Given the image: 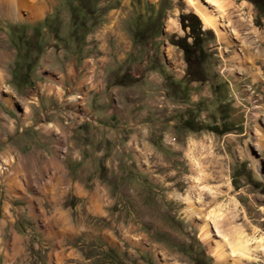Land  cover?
Segmentation results:
<instances>
[{
	"label": "rangeland",
	"instance_id": "1",
	"mask_svg": "<svg viewBox=\"0 0 264 264\" xmlns=\"http://www.w3.org/2000/svg\"><path fill=\"white\" fill-rule=\"evenodd\" d=\"M80 1L31 0L43 5L36 18L27 10L15 19L0 14V264H264L255 240L248 261L230 257L221 243L223 257L216 258L222 239L209 218L212 211L222 215L227 238L264 236V0H222L227 13L218 34L188 0H141L155 9L131 30L142 47L139 64L157 56L168 88H177L176 106L168 131L156 129L142 161L119 158V173L108 157L84 167L107 187L98 186L90 211L83 194L63 195L61 171L43 163L52 148L63 160L66 144L37 130L51 105L41 88H56L70 59L62 43L89 32L77 30ZM190 15L201 34L185 59L175 44H191L180 26ZM183 82L189 87L179 93ZM85 122L73 148L91 133L92 148L110 149L113 142Z\"/></svg>",
	"mask_w": 264,
	"mask_h": 264
},
{
	"label": "crops",
	"instance_id": "2",
	"mask_svg": "<svg viewBox=\"0 0 264 264\" xmlns=\"http://www.w3.org/2000/svg\"><path fill=\"white\" fill-rule=\"evenodd\" d=\"M79 3L77 30L89 32L61 42L66 52L71 51L67 55L70 59L58 70L61 80L57 87L41 88L42 101L51 105L37 130L45 137L48 135L56 142L66 144L63 160L58 159L57 149L52 148L45 153L43 163L50 170L55 167L61 171L62 178L57 176V179L63 195L69 193L78 198L83 194L88 203L85 209L90 211L93 206L89 201L95 197L98 186L107 187L105 183L99 184L102 180L84 167L95 157H108L113 159V165L108 167L119 173L123 172L118 164L119 158L142 161L149 156L154 148L152 142L157 139L156 129L161 130L159 134L166 133L171 124L172 110L176 106L173 96H176L177 88H168L164 68L157 56L146 59L145 55L146 66H140L143 54L138 50L142 47L136 46L131 36L133 24L153 14L155 7L152 10L143 6L141 0H81ZM92 25L95 26L90 30ZM225 57L234 61L235 53L227 52ZM181 86L179 93L185 89L183 87H189L185 82ZM84 120L88 121L84 123L87 128L92 125L95 132H101L114 143L110 149L92 148L91 133L82 135L83 145L73 148V138L81 135L79 128ZM125 164L133 165L132 161ZM125 182L134 183L132 180Z\"/></svg>",
	"mask_w": 264,
	"mask_h": 264
},
{
	"label": "bare ground",
	"instance_id": "3",
	"mask_svg": "<svg viewBox=\"0 0 264 264\" xmlns=\"http://www.w3.org/2000/svg\"><path fill=\"white\" fill-rule=\"evenodd\" d=\"M224 1V0H223ZM222 0H188V4L193 8L196 15L201 19L204 27L214 30L218 34V27L221 20L226 17L225 9L223 8ZM31 0H0V14H5L10 19L17 18L19 10L30 11L32 17H38L42 12V6L40 4H32ZM205 3V4H204ZM225 6V5H224ZM26 11V12H27ZM241 11V10H238ZM239 15L240 12H239ZM19 18V17H18ZM242 19V18H241ZM244 21V19H242ZM3 54V53H2ZM0 59H4V56L0 55ZM1 77V74H0ZM205 178V177H204ZM228 187V186H227ZM190 198H188V201ZM191 205V201H189ZM209 215L212 220L213 227L215 232L221 236V241H216V249H214L213 254L216 258L221 259L223 254L218 250L219 244L221 243L222 247H228L229 256L235 258L238 261H248L251 257L249 256L250 242L254 241V244L262 249L264 253V236L259 239H251L245 236L240 235V233L235 234L231 238L222 234L220 230L221 226L219 222L221 221V214H218L214 211L210 212ZM208 215V216H209ZM221 218V219H220ZM220 219V221H219ZM208 222L205 221L202 226V238L207 241L210 238V232L207 228ZM235 231V230H234Z\"/></svg>",
	"mask_w": 264,
	"mask_h": 264
},
{
	"label": "trees",
	"instance_id": "4",
	"mask_svg": "<svg viewBox=\"0 0 264 264\" xmlns=\"http://www.w3.org/2000/svg\"><path fill=\"white\" fill-rule=\"evenodd\" d=\"M190 19H193L196 22V24H197V20H196V18L194 16H192V15H190V16H181L180 17V26H181L182 29H184V28L188 29L186 37H189L191 39V44H186L184 38L178 40L176 42V44H175L176 47L181 50V52H182V54H183L185 59H187V56L189 54V48L192 47V46H195L198 43L199 36L201 34V32H200V30L198 28V25L197 26H192L188 22V20H190ZM184 21L187 23L186 26L183 25Z\"/></svg>",
	"mask_w": 264,
	"mask_h": 264
}]
</instances>
